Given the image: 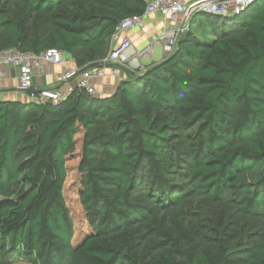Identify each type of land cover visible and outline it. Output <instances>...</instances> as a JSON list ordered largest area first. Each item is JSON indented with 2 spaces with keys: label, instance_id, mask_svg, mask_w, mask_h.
Masks as SVG:
<instances>
[{
  "label": "trees",
  "instance_id": "obj_1",
  "mask_svg": "<svg viewBox=\"0 0 264 264\" xmlns=\"http://www.w3.org/2000/svg\"><path fill=\"white\" fill-rule=\"evenodd\" d=\"M146 6L0 0V49L57 48L82 69ZM206 16L112 94L0 101V264H264V241L210 245L185 219L202 197L264 215V0ZM73 162L80 217L67 197Z\"/></svg>",
  "mask_w": 264,
  "mask_h": 264
},
{
  "label": "built area",
  "instance_id": "obj_2",
  "mask_svg": "<svg viewBox=\"0 0 264 264\" xmlns=\"http://www.w3.org/2000/svg\"><path fill=\"white\" fill-rule=\"evenodd\" d=\"M254 0H146L147 6L142 14L124 17L117 25L112 41L114 46L101 60L102 65L89 68L78 74L79 68L67 69L60 77L64 91L60 88H40L31 98L38 102L60 100L77 88L96 95L93 81L104 78L109 73L119 75L121 69L142 67L140 60L152 56L156 47L172 52L181 37L189 29L190 19L199 11L209 14L232 15L243 11ZM158 15L164 21L163 30L145 46L138 48L128 34L129 31L143 27L147 17ZM65 53L57 48H49L40 53L23 51L19 48L0 49V67L10 66L18 70L20 90L34 86L35 70L43 63L64 64ZM144 67H142L143 69ZM3 75V72L0 73Z\"/></svg>",
  "mask_w": 264,
  "mask_h": 264
},
{
  "label": "rangeland",
  "instance_id": "obj_3",
  "mask_svg": "<svg viewBox=\"0 0 264 264\" xmlns=\"http://www.w3.org/2000/svg\"><path fill=\"white\" fill-rule=\"evenodd\" d=\"M263 2V1H262ZM207 20L206 14L199 13L191 24L194 27L205 25ZM160 47L155 48L157 53ZM142 62V60H140ZM142 67H145L143 64ZM142 67L131 68L140 70ZM80 70V69H79ZM79 145L76 152H80ZM67 181V197L69 204L80 217V201L78 198V189L80 181V173L77 169L78 162H73ZM186 223L198 227L205 236L208 244L216 242V238L226 237L229 243L235 242L242 234L251 235L255 241H264V215H248L241 213L228 204H213L209 198L202 197L191 199L186 206ZM162 214H160V217ZM152 223H157L154 220ZM159 236V232H152L149 237L143 241L140 249L150 248L155 245V237ZM153 250V249H152ZM12 264H31L25 260H17Z\"/></svg>",
  "mask_w": 264,
  "mask_h": 264
},
{
  "label": "crops",
  "instance_id": "obj_4",
  "mask_svg": "<svg viewBox=\"0 0 264 264\" xmlns=\"http://www.w3.org/2000/svg\"><path fill=\"white\" fill-rule=\"evenodd\" d=\"M164 21L158 15H151L146 18L143 27H139L129 31V35L134 40L136 46L141 48L146 44L153 41V39L163 30ZM114 46V42L111 40L110 49ZM108 52V53H109ZM167 53L163 48L152 56L142 58V63L144 66H148L154 62L160 61L165 57ZM64 64H54V63H43V65L35 70L34 75V86L29 92L21 91L19 88L18 81V70L10 66L0 67V92L3 93L4 99L7 100H20V101H30L32 96L37 93L38 89L50 87V88H60L64 91V86H62V81L60 79L61 75L67 69L78 68L74 58L70 54H65ZM127 69L123 67L119 75L108 74L104 78H99L93 81L96 95L105 96L112 94L121 80L126 76Z\"/></svg>",
  "mask_w": 264,
  "mask_h": 264
},
{
  "label": "water",
  "instance_id": "obj_5",
  "mask_svg": "<svg viewBox=\"0 0 264 264\" xmlns=\"http://www.w3.org/2000/svg\"><path fill=\"white\" fill-rule=\"evenodd\" d=\"M199 13L209 14L210 12L199 11V12L196 13V15L199 14ZM191 22H192V19H190L189 23L191 24ZM101 65H102V62H101V61H97V62L91 63V64H89V65L83 67L82 69H80V70L78 71V74L84 72L85 70H87V69H89V68H93V67H97V66H101ZM30 90H31V89H29V90H21V91L29 92ZM3 100H4V95H3L2 92H0V101H3Z\"/></svg>",
  "mask_w": 264,
  "mask_h": 264
}]
</instances>
